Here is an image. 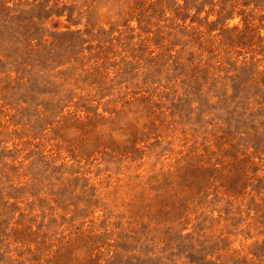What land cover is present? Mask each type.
<instances>
[{
  "label": "rangeland",
  "instance_id": "374dc122",
  "mask_svg": "<svg viewBox=\"0 0 264 264\" xmlns=\"http://www.w3.org/2000/svg\"><path fill=\"white\" fill-rule=\"evenodd\" d=\"M0 264H264V0H0Z\"/></svg>",
  "mask_w": 264,
  "mask_h": 264
}]
</instances>
